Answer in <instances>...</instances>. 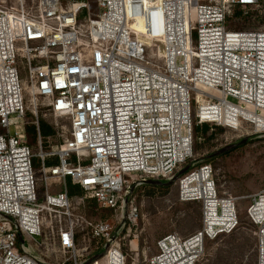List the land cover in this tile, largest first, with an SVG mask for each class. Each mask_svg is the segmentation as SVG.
I'll return each mask as SVG.
<instances>
[{
  "label": "built area",
  "instance_id": "1",
  "mask_svg": "<svg viewBox=\"0 0 264 264\" xmlns=\"http://www.w3.org/2000/svg\"><path fill=\"white\" fill-rule=\"evenodd\" d=\"M261 3H0V264H46L30 246L44 245L47 213L70 216L72 209L67 191L50 193V181L70 179L99 207L119 214L118 229L87 223L92 239L108 247L92 264H128L112 243L122 227L137 222V208L128 206L132 186L173 178L188 163L193 168L178 180L179 201L201 205V229L161 238L146 264H198L208 241L235 232L237 198L220 195L210 164H194L191 107L197 104L199 124L233 130L250 123L245 113L264 118V30L228 26L233 9L247 12ZM27 94L69 121L64 144L38 155L45 205L38 203L36 155L25 131ZM38 112L35 103L37 119ZM256 132L264 134V124ZM51 158L58 164L47 165ZM246 215L256 229L257 264H264V189L250 198ZM77 226L71 220L57 228L68 256L62 264L86 263L88 249L76 248Z\"/></svg>",
  "mask_w": 264,
  "mask_h": 264
},
{
  "label": "rangeland",
  "instance_id": "2",
  "mask_svg": "<svg viewBox=\"0 0 264 264\" xmlns=\"http://www.w3.org/2000/svg\"><path fill=\"white\" fill-rule=\"evenodd\" d=\"M4 1L8 5L11 4V0H0V3ZM261 2V8L247 12L238 8L233 9L228 21L230 30H264V0ZM22 77L25 79L24 72H22ZM27 99L28 112L25 131L27 126L33 123L36 125V121L44 122L55 132V135L49 139L48 146L51 150L60 148L69 138V121L56 118L43 105L44 101L32 100L29 95ZM230 101L235 102L232 99ZM35 103H39L38 119L33 114ZM196 107L197 104L192 103V122L195 127H198L193 149L194 164L199 166V162L208 161L207 163L213 167L215 172V181L220 195L237 198L236 206L240 218V226L234 233L206 243L204 255L198 264H257L256 229L248 220L246 211L250 205V198L264 189V134L256 132L251 123L243 124L238 130L207 125V132H204V126L198 125L196 120ZM14 134L15 129L11 127L10 135ZM26 136L30 148L36 155L37 166L34 167V174L38 183V203L45 205L47 189L42 171V161L38 157L41 149L45 147V143L40 136L39 127H37L34 143L28 138L27 132ZM242 141L246 142L221 155L206 158ZM49 162L52 163L51 165L57 164L55 159ZM189 164L182 167L180 171L187 168L186 172L179 175L172 185L136 184L132 186L133 192L128 206L133 204L137 208L139 214L137 222L131 226L122 227L116 240L112 243L120 246L121 251L128 258V264H146L155 255L158 241L166 235L178 234L181 237H188L201 229V205L179 201L178 180L192 170L193 167ZM171 179L159 180V182L168 183ZM49 185L52 194L68 192L69 181L67 179L58 184L50 181ZM71 203L70 216L46 214L47 219L42 239L44 245L37 249L30 246L34 256L46 264H62L66 261L68 256L61 252L56 232L57 228L71 220L78 225L77 250L88 249L86 263L96 256L105 254L108 249L103 243L92 239L87 230V223L106 221L116 225L117 229L120 227L117 222L119 214L99 207L85 192L82 195L73 196Z\"/></svg>",
  "mask_w": 264,
  "mask_h": 264
},
{
  "label": "trees",
  "instance_id": "3",
  "mask_svg": "<svg viewBox=\"0 0 264 264\" xmlns=\"http://www.w3.org/2000/svg\"><path fill=\"white\" fill-rule=\"evenodd\" d=\"M76 1H83V0H76ZM198 125H201V127L204 126V132H207V129H208L207 125H209V124H198ZM211 126H213V125H211ZM38 127H39L40 136H41L42 140H44V143H45V147H43L42 151L44 153L51 152L52 150H51L50 146H48V141H49L50 138H52L55 135V132L53 131V129L50 126L46 125L44 122L38 123ZM197 128L198 127H195V124L193 123V138H194V141H195V133H197ZM26 132H27V135H28V138L30 139V141L34 143V141L36 140V136H37V127H36V125L33 123L30 126H27ZM193 149H194V146H193ZM53 159H55L57 161V164H58V160L56 158H51V159H48L46 161V163H48L47 165L51 166L52 163H50L49 161L53 160ZM207 162L208 161L205 160V161L199 162L198 164L199 165L208 164ZM33 165H34V167L37 166V163H36L35 159L33 160ZM53 165H56V164L53 163ZM68 181H69V186H68V195H69V197L71 196V198H72L76 194L82 195L83 190L81 189V187L78 186V185H73L71 183L70 179H68ZM256 255H257V245H256Z\"/></svg>",
  "mask_w": 264,
  "mask_h": 264
},
{
  "label": "water",
  "instance_id": "4",
  "mask_svg": "<svg viewBox=\"0 0 264 264\" xmlns=\"http://www.w3.org/2000/svg\"><path fill=\"white\" fill-rule=\"evenodd\" d=\"M246 141H242L241 143L237 144V145H232L230 147H227L226 149H223L221 150L220 152L214 154V155H211V156H207L206 158H211L213 156H218V155H221L223 153H225L226 151H229L233 148H235L236 146L244 143ZM187 170V168H185L184 170L180 171L177 175H175L170 181H168V183H162V182H159V181H147L146 184H151V185H164V186H169V185H172L174 183L175 180H177V178L179 177V175L185 173ZM21 236V235H20ZM103 255H99L98 258H102ZM93 263V259H90L86 264H92Z\"/></svg>",
  "mask_w": 264,
  "mask_h": 264
},
{
  "label": "bare ground",
  "instance_id": "5",
  "mask_svg": "<svg viewBox=\"0 0 264 264\" xmlns=\"http://www.w3.org/2000/svg\"><path fill=\"white\" fill-rule=\"evenodd\" d=\"M245 117L247 118V121H249L250 123H252L255 126L256 131L259 128H262L263 127L264 118H262V117H256V116H253V115H251L249 113H245ZM250 119H252V120H250Z\"/></svg>",
  "mask_w": 264,
  "mask_h": 264
}]
</instances>
